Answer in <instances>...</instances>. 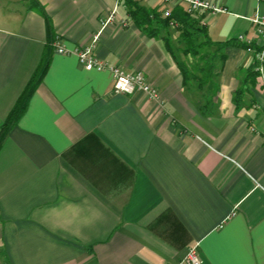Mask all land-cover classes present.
I'll list each match as a JSON object with an SVG mask.
<instances>
[{
	"label": "crops",
	"instance_id": "obj_1",
	"mask_svg": "<svg viewBox=\"0 0 264 264\" xmlns=\"http://www.w3.org/2000/svg\"><path fill=\"white\" fill-rule=\"evenodd\" d=\"M38 1L50 32L30 0H0V134L48 60L0 148V264H181L196 245L206 264H264L263 43L249 20L264 16V0H207L228 13L193 15L214 43L237 41L210 48L205 85L180 66L201 58L167 48L164 36L179 46L178 27L152 38L121 0L95 54L143 73L159 102L115 94L110 71L54 49L91 45L118 0Z\"/></svg>",
	"mask_w": 264,
	"mask_h": 264
},
{
	"label": "trees",
	"instance_id": "obj_2",
	"mask_svg": "<svg viewBox=\"0 0 264 264\" xmlns=\"http://www.w3.org/2000/svg\"><path fill=\"white\" fill-rule=\"evenodd\" d=\"M31 8L41 13L49 27V17L43 5L38 0H30ZM124 5L128 9V14L133 22L141 29L146 35L152 38H158L161 36V31L169 30L170 23L176 21L179 26L178 31V42L179 46L173 44L172 39L164 36L166 40L167 48L171 55L176 59V54L181 53L186 56H191L196 59L201 58L204 63L199 67L193 69L188 68L185 64L180 63L181 69L186 78L199 79V75L203 79H199L200 85L209 83V77L212 72V65L210 62V48L216 46L217 49L222 52V49L228 45H237V41L230 40L227 42L214 43L207 36L206 29L197 22L195 17L188 14L185 10L175 9L169 17H165L162 12L156 10L147 9L131 0H125ZM224 59V55L222 54ZM48 68V60H44L35 71L27 87L23 91L22 95L18 99L11 113L9 114L4 126L1 129L0 134V148L7 136L8 131L18 122L21 116L24 114L27 108V104L31 96L34 94L38 86L40 85L44 74Z\"/></svg>",
	"mask_w": 264,
	"mask_h": 264
},
{
	"label": "built area",
	"instance_id": "obj_3",
	"mask_svg": "<svg viewBox=\"0 0 264 264\" xmlns=\"http://www.w3.org/2000/svg\"><path fill=\"white\" fill-rule=\"evenodd\" d=\"M125 1V0H122ZM165 4L182 3L186 6V12L194 15L199 12H208L213 15L216 14H227L228 10L225 7L218 6L207 0H163ZM121 0H118L111 12L103 18L101 22V31L93 37L92 43L82 49L76 48L69 50L62 46L60 42L53 44L54 49L57 53L62 55H75L83 68L87 71L98 70L111 72L113 77V91L115 94L132 95L136 92L145 93L150 100L160 101L159 93L154 89L146 80L143 73H127L118 66L109 65L104 61L100 60L96 54L95 49L98 45L101 32L109 25L114 23L118 17H120L119 7ZM171 12L166 10L164 12L165 17H169ZM251 20L256 25V34L263 43V47L257 51V60L255 71L262 85L264 86V16L259 12L256 13L255 17ZM122 23L126 25V22L122 20ZM173 27H178L179 24L176 21L170 23ZM240 40L245 41V38L241 37ZM246 42L251 45L252 41L246 39ZM252 46L248 47L249 51H252ZM181 264H206L198 254V246H193L189 249V253L186 259Z\"/></svg>",
	"mask_w": 264,
	"mask_h": 264
}]
</instances>
